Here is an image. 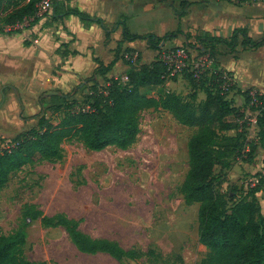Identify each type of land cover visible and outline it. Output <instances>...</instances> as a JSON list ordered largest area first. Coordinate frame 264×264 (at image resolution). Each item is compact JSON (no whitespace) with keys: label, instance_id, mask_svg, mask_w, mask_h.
<instances>
[{"label":"rangeland","instance_id":"obj_1","mask_svg":"<svg viewBox=\"0 0 264 264\" xmlns=\"http://www.w3.org/2000/svg\"><path fill=\"white\" fill-rule=\"evenodd\" d=\"M198 34L186 35L182 43L162 42L160 53L151 48L144 58L138 53L142 62L161 57L178 70L176 79L167 81L161 91L187 98L191 86L183 75L211 67L212 59L201 53V43L193 39ZM179 49L186 53L177 55ZM219 50L223 55L229 49L220 46ZM215 58L218 66L219 55ZM160 89L142 90L154 93ZM49 90L23 94L18 107L7 102L6 92L1 95L0 150L36 124L37 119L31 117L42 112L40 99L47 100L44 93ZM204 97L198 92L196 102ZM43 111L53 123L60 121V112ZM255 116L253 110L245 111V126L231 131L235 135L242 130L245 153L239 155L232 145L221 150L218 144L221 152L215 173L227 180L220 186L223 193L233 185L252 183L258 174L264 177V138L257 136ZM139 123L140 133L127 149L110 146L91 151L72 137L62 143V159L39 160L11 174L0 189V236L23 232L21 256L44 264H216L198 240V204L185 203L180 191L188 171L187 142L196 128L154 109L143 110ZM251 145L255 146L253 152ZM257 197L264 213V187ZM60 215L77 221L78 229L92 239L115 242L129 253L117 259L105 252H81L61 224ZM43 217L49 220L43 221Z\"/></svg>","mask_w":264,"mask_h":264},{"label":"trees","instance_id":"obj_2","mask_svg":"<svg viewBox=\"0 0 264 264\" xmlns=\"http://www.w3.org/2000/svg\"><path fill=\"white\" fill-rule=\"evenodd\" d=\"M38 1L0 0V32L9 33V30H4L6 26L34 16ZM64 1L68 0H53L54 19L75 15L85 24L100 25L107 37L122 28L121 40L109 63L104 64L95 58L98 66L94 76L76 87L82 92L80 95H76L78 91L73 90L49 96L47 100L40 99L42 112L31 117L37 119L36 124L18 133L6 143L7 148L0 150V189L11 174L26 165L39 160L54 162L62 159V143L72 137H76L91 151H101L110 146L127 149L140 133L139 114L146 109L163 110L178 123L196 128L187 142L188 171L180 191L185 203L198 204L199 242L209 249L216 264H264V213L257 197L264 187V177L258 174V183L242 184L241 187L233 185L223 193L220 186L227 180L215 173L218 153L221 152L219 143L221 150L232 145V150H236L239 155L245 153V145L241 141L245 140L242 130L235 135H228L227 132L245 126L246 109L256 112L257 136L259 140L264 138V91H254L253 95L250 90L241 92L244 108L236 107L228 97L233 85L222 88L220 75L223 70L218 68L215 57L220 55V46L227 47L230 52L238 45L260 48L264 45V33L254 39L245 28L233 29L228 37L216 36L208 31L199 32L193 39L201 43V53H207L208 58L212 59L211 67L200 73L188 71L183 75L191 86L185 98L160 89L167 81L175 80L178 74L170 61L157 57L150 62H142L134 50L122 48L124 41L145 40L149 48L160 53L162 42L174 39L178 32L163 36L134 34L122 20L108 25L100 17L91 16L76 7L65 6ZM177 1L182 10L180 17L196 0ZM119 59L126 65L122 73L126 80L107 76ZM151 87L160 90L154 93L142 90ZM198 92L204 93L205 97L196 102ZM76 104H79L78 108H75ZM46 108H50L51 113L60 112L62 116L57 124L46 117L43 111ZM254 145L250 147L251 152L255 151ZM59 219L81 252H105L117 259L129 253L115 242L85 235L78 229L75 220L62 215ZM42 220L49 219L43 217ZM23 241V232L0 236V264H44L26 261L21 256L19 245Z\"/></svg>","mask_w":264,"mask_h":264},{"label":"crops","instance_id":"obj_3","mask_svg":"<svg viewBox=\"0 0 264 264\" xmlns=\"http://www.w3.org/2000/svg\"><path fill=\"white\" fill-rule=\"evenodd\" d=\"M64 5L100 17L108 25L122 20L134 34L178 32L167 41L173 44L201 31L228 37L233 29L245 28L254 39L264 33V0H196L180 17L177 0H68ZM4 30L10 32H0V97L6 92L7 102L15 107L24 100L23 94L49 89L66 94L85 84L98 66L95 58L109 63L122 37V28L107 37L100 25L85 24L75 15L54 19L53 8L48 17L35 14ZM122 48L142 58L151 50L145 40L124 41ZM218 67L231 75L229 98L238 101L233 103L239 109L244 106L241 92L264 91V45L226 50L219 55ZM125 69L119 59L107 76L116 77ZM231 131L227 134L233 135Z\"/></svg>","mask_w":264,"mask_h":264},{"label":"built area","instance_id":"obj_4","mask_svg":"<svg viewBox=\"0 0 264 264\" xmlns=\"http://www.w3.org/2000/svg\"><path fill=\"white\" fill-rule=\"evenodd\" d=\"M36 7H37V10L35 13L36 15H38L39 17H48L51 14V10L53 8V0H39ZM176 54L182 56L185 53H184L183 49H179V50H177ZM220 76L222 79V85L221 86L223 89L225 88V86H229L232 84V78L228 72L222 71ZM120 78L122 80L127 79L126 76H120ZM251 94L253 95V92ZM256 183H258L257 178L252 181L251 185H254Z\"/></svg>","mask_w":264,"mask_h":264},{"label":"water","instance_id":"obj_5","mask_svg":"<svg viewBox=\"0 0 264 264\" xmlns=\"http://www.w3.org/2000/svg\"><path fill=\"white\" fill-rule=\"evenodd\" d=\"M44 95L49 97V96H53V95H61V93L58 91L50 90V91L45 92Z\"/></svg>","mask_w":264,"mask_h":264}]
</instances>
